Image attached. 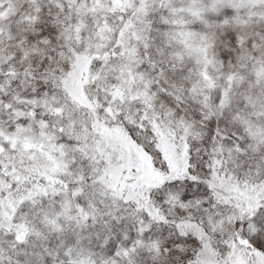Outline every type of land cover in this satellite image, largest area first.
<instances>
[{"label":"snow or ice","instance_id":"obj_1","mask_svg":"<svg viewBox=\"0 0 264 264\" xmlns=\"http://www.w3.org/2000/svg\"><path fill=\"white\" fill-rule=\"evenodd\" d=\"M0 264H264V0H0Z\"/></svg>","mask_w":264,"mask_h":264}]
</instances>
